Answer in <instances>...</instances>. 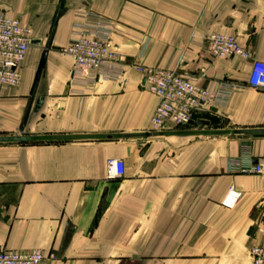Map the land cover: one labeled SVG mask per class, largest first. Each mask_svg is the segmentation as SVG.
<instances>
[{"label":"crops","instance_id":"crops-1","mask_svg":"<svg viewBox=\"0 0 264 264\" xmlns=\"http://www.w3.org/2000/svg\"><path fill=\"white\" fill-rule=\"evenodd\" d=\"M0 12L32 35L20 83L0 86V249L54 255L42 264H251L264 245V175L232 161L263 159L264 133H231L264 132V91L247 84L264 62V0H0ZM85 13L112 23L124 60L224 94L196 117L209 127L148 132L157 99L126 64L110 80H72L64 51ZM213 34L250 59H213ZM109 159L122 178L107 179ZM231 188L241 197L228 209Z\"/></svg>","mask_w":264,"mask_h":264},{"label":"built area","instance_id":"built-area-1","mask_svg":"<svg viewBox=\"0 0 264 264\" xmlns=\"http://www.w3.org/2000/svg\"><path fill=\"white\" fill-rule=\"evenodd\" d=\"M83 23L78 24L74 38L65 48L72 58V80H109L113 70L123 61L111 43L113 25L98 14H82ZM209 55L221 59L249 60V53L230 36L213 34L206 39ZM32 43L31 30L18 20L0 12V86H16L21 81V65ZM142 81L147 91L155 96L157 105L150 121L149 132L160 133L169 127L182 128L196 120L198 114L209 111L219 102L217 88L203 87L199 78L183 76L161 68H143ZM247 84L264 91V62L252 64ZM232 169L240 174L264 175V158L254 163L232 161ZM124 176L121 160L109 159L106 177L109 180ZM241 193L229 189L222 201L228 209L234 207ZM251 264H264V245H256L249 251ZM53 254L40 250L16 252L0 250V264H42L54 260Z\"/></svg>","mask_w":264,"mask_h":264},{"label":"rangeland","instance_id":"rangeland-1","mask_svg":"<svg viewBox=\"0 0 264 264\" xmlns=\"http://www.w3.org/2000/svg\"><path fill=\"white\" fill-rule=\"evenodd\" d=\"M114 27V26H113ZM213 58V57H212ZM213 59H221V58H213ZM147 61H151V60H144V59H141V58H139V59H134V60H131V61H127V60H124L123 59V61L120 63L121 65H124V64H126L127 65V67H129L130 69H132L135 73H137V74H139V76L141 77V84H140V89L141 90H143L144 92H146V94H147V100L149 101V99L148 98H150V97H152L153 95L152 94H150L148 91H147V89L144 87V84H143V81H142V69L143 68H160V67H158V66H155L154 64H153V62L152 63H146ZM119 64V65H120ZM73 67V66H72ZM123 67V66H122ZM161 69H163V68H161ZM191 77H195V78H199V77H196V76H191ZM112 78V77H111ZM110 78V79H111ZM109 79V80H110ZM122 82V81H121ZM153 97H155V96H153ZM216 123H219V121H216ZM218 126V125H217ZM149 127H150V125H149ZM188 127H185V128H181L182 130H185V129H187ZM175 130H177V129H179L180 130V128H174ZM148 130H150V128H148ZM191 130V129H190ZM200 130H204L203 132H205V133H203V134H213V133H224V134H228V133H230V132H227V131H216V130H211V129H208V128H206V129H204V128H198V129H196V131H193L194 132V134H201L200 133ZM149 132V131H148ZM202 132V131H201ZM153 133V132H152ZM215 138V137H214ZM233 138H235V136H233V135H229V136H227V137H221V138H219V137H216L215 139H218V140H222L223 142H225V140L226 139H233ZM197 139V138H196ZM198 139H200V138H198ZM214 143V142H213ZM212 143V144H213ZM147 147H149V146H145V148H142V150H141V152H140V154H143L145 151H146V148ZM130 161L131 162H135L136 161V157L135 156H133L132 155V157H131V159H130ZM0 250H4V249H0ZM6 250V249H5ZM13 251V250H12ZM32 251H34V250H32ZM41 251V250H40ZM17 252V251H16ZM30 252V251H29ZM43 252V251H42ZM44 253H46V254H51V253H47V252H44ZM46 262V261H45Z\"/></svg>","mask_w":264,"mask_h":264},{"label":"water","instance_id":"water-1","mask_svg":"<svg viewBox=\"0 0 264 264\" xmlns=\"http://www.w3.org/2000/svg\"><path fill=\"white\" fill-rule=\"evenodd\" d=\"M189 126H199V127H209V122L208 121H203V120H198V121H191L188 123ZM264 132H232L231 134L233 135H242V134H263ZM151 134H145V136H150ZM213 135H225L224 133H213ZM136 136H122L120 138H134ZM107 139L111 140V139H114L113 137H107Z\"/></svg>","mask_w":264,"mask_h":264}]
</instances>
